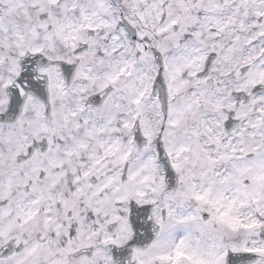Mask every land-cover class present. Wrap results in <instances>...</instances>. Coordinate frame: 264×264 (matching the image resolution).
<instances>
[{
    "label": "snow or ice",
    "instance_id": "obj_1",
    "mask_svg": "<svg viewBox=\"0 0 264 264\" xmlns=\"http://www.w3.org/2000/svg\"><path fill=\"white\" fill-rule=\"evenodd\" d=\"M0 264H264V0H0Z\"/></svg>",
    "mask_w": 264,
    "mask_h": 264
}]
</instances>
